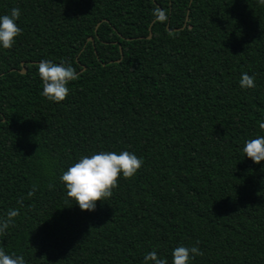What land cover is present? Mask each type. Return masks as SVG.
<instances>
[{
	"label": "trees",
	"instance_id": "1",
	"mask_svg": "<svg viewBox=\"0 0 264 264\" xmlns=\"http://www.w3.org/2000/svg\"><path fill=\"white\" fill-rule=\"evenodd\" d=\"M13 8L22 34L0 46V218L20 215L0 248L25 264H143L151 251L172 264L180 245L204 253L191 264H264V161L243 152L264 135V5L0 0V16ZM42 60L79 74L65 101L42 95ZM244 73L255 88L240 87ZM101 151L144 164L83 211L60 176Z\"/></svg>",
	"mask_w": 264,
	"mask_h": 264
},
{
	"label": "clouds",
	"instance_id": "2",
	"mask_svg": "<svg viewBox=\"0 0 264 264\" xmlns=\"http://www.w3.org/2000/svg\"><path fill=\"white\" fill-rule=\"evenodd\" d=\"M264 5V0H258ZM20 10L13 8L11 14L0 16V46L11 49L16 38L22 34L17 21ZM39 77L43 84L42 95L51 102L60 103L70 95L69 84L77 81L80 76L71 63H53L42 60L38 65ZM241 88H255V76L242 74L239 81ZM264 130V122L259 124ZM243 152L254 163L264 161V135L249 139L245 142ZM144 161L129 151H101L90 156H82L78 162L70 166L60 176L65 185L67 196L75 201L83 211H95L98 202L111 198L113 191L120 185V179H132L143 167ZM51 188L52 185H49ZM36 187L28 192V197L35 195ZM18 203L23 206V199ZM20 215L19 209H9L6 218H0V236L14 225L15 218ZM204 253L197 247L180 245L172 252V264H191L195 256ZM0 264H25L22 255L8 254L0 248ZM143 264H168V261L157 255L155 251L145 254Z\"/></svg>",
	"mask_w": 264,
	"mask_h": 264
},
{
	"label": "water",
	"instance_id": "3",
	"mask_svg": "<svg viewBox=\"0 0 264 264\" xmlns=\"http://www.w3.org/2000/svg\"><path fill=\"white\" fill-rule=\"evenodd\" d=\"M161 15H162V11H161L159 17H160ZM185 25H186V24H185ZM150 30H151V29H150ZM152 35H153L152 31H150V34H149L148 38H151ZM89 40H93V38L90 37ZM122 57H123V54H122ZM119 60H120V59H119ZM22 64H24V63H22ZM84 69H85V67L83 68V70H84ZM26 71H27V70H26V67H23V69H21V72H22V73H25Z\"/></svg>",
	"mask_w": 264,
	"mask_h": 264
}]
</instances>
